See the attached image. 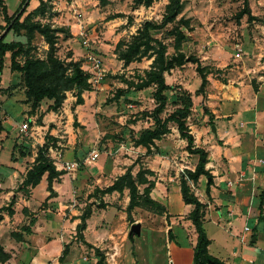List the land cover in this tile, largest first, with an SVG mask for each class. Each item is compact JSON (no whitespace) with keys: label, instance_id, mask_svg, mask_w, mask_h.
I'll list each match as a JSON object with an SVG mask.
<instances>
[{"label":"rangeland","instance_id":"374dc122","mask_svg":"<svg viewBox=\"0 0 264 264\" xmlns=\"http://www.w3.org/2000/svg\"><path fill=\"white\" fill-rule=\"evenodd\" d=\"M3 1L10 11L15 10L19 5V3L15 4L16 0ZM53 1L55 3L48 8L46 13V16L49 15V17L45 16L42 21L48 20L51 24L67 27L70 31V36L60 34L56 45L57 56L64 59L71 56L75 49L76 60H81L83 68L88 69L84 56L87 51H90L101 58L105 72L100 83L91 85V90L98 91V94L92 93L90 96H86V104L81 108L82 114L77 126H73L74 119H78L77 114L73 112L66 119L61 108L58 111L59 117L50 113V119L53 121L55 119L58 122V126H55L58 127L55 132L57 136L49 134L50 126L45 130L37 128V118L35 122L29 123L30 128L27 133L16 134V132L12 133L5 128L0 131L1 162L13 160V156L22 160L21 165L28 169L34 161L37 148L47 141L49 159L53 157L56 160L55 157L59 156L63 160L76 163L75 169L63 170L65 172L63 176H66L63 184L57 185L58 199H55V188H52L51 194L47 190L46 178L29 193L27 198L17 190L19 184L13 188L14 194L2 193V189H0V215L6 213L3 207L7 206L11 198L15 196L14 213L9 216L5 226L0 228V243L10 235L11 231L19 230L27 224L32 215L37 216V222H40L43 227L51 224L50 220L59 213V218L67 226H53V230H49L46 234H51L50 236L53 238L56 237V234L61 237L65 233L68 245L65 246V242H62V249L66 247L63 260H69L70 264H93L95 261L94 249L80 241L75 227L72 228L71 225H68L77 215L81 214L86 205H90L92 214L87 219L91 224L89 237L97 232L101 235L99 238L97 237V241L101 245H107L109 240L112 243L106 248L111 252L105 254L107 263L109 257L113 264H178L180 257L177 259L178 257L175 255L171 257L168 255L170 251L167 248L168 229L161 219L165 213L157 214L146 206L136 207V210L134 209L132 212L133 222H129L121 216V211H125L128 202V192H126L127 194L125 192L103 194L93 186V181L96 179L94 171L98 169V163H102L103 169L106 167L105 170L108 171L103 170L98 176L101 178V175L104 174L109 179L118 176V173H122V171L125 172L130 165L133 167L134 174L138 165L142 167V157L130 154L125 146H128V143L132 144L129 137L130 131L137 132L148 126L150 122L153 123V120L144 113L151 111L155 103L151 97L150 88L136 90L134 87L128 86L126 81L138 80L139 76L144 75V69H148L151 60L142 59L140 62H133V64L124 67L122 62L117 59L114 48L119 40H130L131 35L135 33L143 20L159 22L168 0L155 1L149 7L134 6L133 0ZM248 6L251 14L257 17L255 20L249 21L247 14L237 19V13L244 7L243 0H183L182 13L180 14V16L189 17L191 25V29L185 31L190 35L189 41L191 42L189 46L185 47V54H194L200 58L204 55L213 56L215 60L208 59L206 62L202 61L203 64L212 69L213 74L216 75L212 77H225V81L230 79L229 82L232 86H236V79L243 78L240 73L229 70L236 65L240 66L239 69L242 65L243 68H251L246 76L252 87L258 86V74L264 76V72H260L257 68L255 70V67L264 63V0H248ZM78 23L82 25L86 37L78 34L76 25ZM170 27L171 24H168L166 28ZM156 36L165 37V29L157 32ZM11 39L27 43L24 35L15 34L12 31L6 36V40ZM165 42L168 43V51L172 52L171 38H166ZM32 45L34 47L32 54L43 58L48 48L43 38L36 35ZM221 58H223L221 62L225 71L220 73L216 72L214 67ZM11 73L10 68L5 66L3 79L4 83L6 85L9 83L10 86L6 91L0 92V95H3V100L0 97L1 121L13 110L12 96H22L24 102L26 99L21 77L13 78L10 84ZM167 79L173 85L182 81V87L190 90L192 94L195 93L200 83L195 65L191 63H187L185 68H180L178 71L169 72ZM259 79L262 80V78ZM98 84H106L104 90L98 89ZM238 84L239 86L244 85ZM70 93L75 97L73 91L67 92V100L64 101L62 107L73 110L72 104L75 103L76 98L72 100ZM8 99L11 101V105H7ZM18 101L15 100V102ZM22 101L20 100V102ZM201 103H204V99L201 100ZM43 107L46 108V103H43ZM175 107L169 101L161 116L165 117ZM28 111L26 109L22 114H28ZM25 120V117L21 118L18 123L21 124ZM7 123L10 121H6L4 125ZM9 127L11 126L9 125ZM45 137H53L57 140ZM50 147L59 151V155H54L49 150ZM93 151L99 154L94 159L95 161L90 156ZM128 158L133 162L126 160ZM212 161L214 164V158ZM101 181H104L103 178ZM102 184L105 183L102 182ZM139 188L142 190L143 185H140ZM162 205L164 206V204ZM179 207L180 205L175 199L172 202V209L178 210ZM133 223L140 225V234L132 233L133 237L130 240L128 234ZM174 231L180 237L183 234L177 227L174 228ZM56 242L58 239H55L51 244L54 246L57 244ZM51 250H54L53 247ZM59 255L56 256L57 260L52 257L53 259L48 264H52L54 261L55 264H58ZM181 263L188 264V258L183 256Z\"/></svg>","mask_w":264,"mask_h":264},{"label":"crops","instance_id":"0c3cea01","mask_svg":"<svg viewBox=\"0 0 264 264\" xmlns=\"http://www.w3.org/2000/svg\"><path fill=\"white\" fill-rule=\"evenodd\" d=\"M20 1L16 0L15 4L17 5ZM54 3L55 1L52 0V4ZM38 5L39 0H30L27 12ZM14 11L8 10V14L11 15ZM0 24H5L1 13ZM189 36L187 34V38L182 44L183 51L191 43ZM44 48H46L45 45ZM76 53L74 49L72 53L73 59H76ZM200 59L205 62L208 59L215 60L213 56L209 55H204ZM222 60L223 58L219 62L217 61L214 67V70H219L220 73L225 71L224 65L221 62ZM130 64H133V62ZM186 64L182 67H176L170 72L185 68ZM85 65H87V68L90 67L87 63ZM5 66H10L8 58L5 60L0 72V89L3 90L1 92L6 91L10 86L8 85L9 83L7 85L4 83L3 70ZM239 68L240 66L237 67V65L229 68L231 72L236 71L243 75V78L236 79V86L230 84V79H226L225 81V77H212L216 76L212 72L207 76L208 82L205 88V96L192 94L193 105L191 114L187 118V125L194 136L195 146L205 149L208 153L206 168L212 176V181L209 185L208 194L206 193V188L209 180L206 176H200L197 183H190V186L198 199L205 205L203 225L210 240L208 253L223 264H264V76L258 74V86L252 87L247 81L246 76V74H249L248 72H250L251 68H243V65L241 69ZM256 68L260 72H264V63L255 67V70ZM11 72L9 82L13 78L19 79L21 77L19 72ZM168 75L169 73H165L166 82L173 85L168 81ZM259 78H262V80ZM238 83L244 85L239 86ZM181 84L182 81H178L177 85ZM105 85L98 84L97 88L104 90ZM152 90L153 88L150 87V92ZM92 93L98 94V91H84L82 93L83 103H73V110L62 107V114H64L66 119L69 117V114L72 115L74 112L77 114V122H79V117L82 114L81 108L86 104V96H90ZM0 97L3 100V95H0ZM70 97L72 100L75 99L72 94ZM11 98L12 102L8 99L7 105L13 103V110L1 121L6 130L12 133L16 132V134L20 133L22 131L19 128V119L25 117L31 123L35 122L40 113H43L41 122L37 123V128L45 130L50 126L49 134L57 136L55 132H57L58 127L55 126H58V122L55 119L54 121L50 119V113L59 117V112H46V108L43 107V103H46L47 107L51 101H43L35 114L24 115L22 113H25L26 109L27 111L30 109L29 103L22 101V96H12ZM202 99H204V103L200 104ZM15 100L19 101L15 102ZM6 121H10V123L4 125ZM152 124L150 122L148 126ZM169 127L171 131L161 139L155 140L154 145L150 148V153H147L144 146H134L131 143H128L129 145L125 146V148L130 154L141 156L142 167L154 173L152 179L155 180V185L151 190L150 196L166 207L167 212L161 216V219L162 223L166 224V229L172 231V238H168L167 240V248L170 249L168 255L170 257L175 255L178 257L177 259L180 257L178 264H183L181 263L183 256L188 258V264H192L193 248L197 240V234L192 222L186 218L192 206L182 201L179 176L185 168L194 169L198 161V155L186 151V140L180 137L174 123H170ZM213 158L214 164H212ZM126 160L131 163L133 162L130 158ZM21 163L22 160L16 158L8 162L0 161V189H2V193L14 194L13 188L21 183L27 170ZM140 167L141 165H138L135 173ZM97 168L94 171L96 179L93 181V186L96 189H103L111 185L118 176L124 173L122 171V173H118V176L112 179L102 174L101 178L104 181H101L98 175L106 167L103 169V164L98 163ZM105 171L108 172L107 170ZM65 176L62 175L59 180L53 182L52 188H55V199L59 197L57 185L63 184ZM43 179L45 177L40 182ZM102 182L105 184L103 185ZM33 190H35V187L30 189V193ZM123 192L127 194L128 190L125 189ZM112 193L118 192L114 191ZM175 199L180 205L178 210L172 209V202ZM97 204L99 203L97 202ZM12 215H8L7 212L0 215V228L5 226V222ZM32 216L35 217L36 221L31 226V233L26 234L21 231V228L19 230L16 229L15 231L22 233V240H17L12 235L14 231H11L10 235L0 243V247L9 255L8 259L0 262V264H48L53 259L52 257L57 260L56 256L57 254L59 255L60 251L58 264H70L69 260H63L64 248L62 249V242H65V246L68 245L65 233L61 237L54 234L56 237L53 238L50 236L51 234H46L49 230H53V226H67L59 218L60 214H56L54 219L50 220L51 224L43 227L40 222H37V216ZM78 216L72 222H69L68 225H71L72 228L75 227L79 220ZM121 216L127 220L125 211H121ZM90 225V220H88L86 229L83 231L84 240L94 247H98L104 254L111 253L106 250L107 246H111L112 244L110 240L107 241V245H101L97 241L101 236L100 233L95 232L92 237H89ZM175 227L183 232L181 237L174 231ZM55 239H58V242L53 246L51 243ZM52 247L53 251L51 250ZM113 259L115 262V256ZM107 260V264H113L109 257ZM52 264H55V261Z\"/></svg>","mask_w":264,"mask_h":264},{"label":"trees","instance_id":"16d2710c","mask_svg":"<svg viewBox=\"0 0 264 264\" xmlns=\"http://www.w3.org/2000/svg\"><path fill=\"white\" fill-rule=\"evenodd\" d=\"M25 1L21 0L15 11L9 15L7 6L3 0H0V13L5 22L4 25L0 24V34L10 25L0 38V72L5 60L8 58L10 70L21 74L26 98L25 102L29 103L30 106L29 115L35 114L41 103L47 100L51 101V103L47 105L46 112H58L66 99V93L69 91L75 93V103L82 104V93L92 89L91 83L88 81L90 74L82 68L81 60L73 59L72 55L62 59L57 56L56 52L60 34L70 36L69 28L53 25L48 20L42 21L48 8L52 5V0H39V5L27 12L22 18L30 0L26 4ZM155 1L158 0H133V4L134 6L149 7ZM243 2L244 7L237 13V19L247 14L249 21L255 20L257 17L251 14L248 0H243ZM182 8L183 0H168L159 22L149 19L143 20L135 33L131 35L130 40H119L116 43L114 53L124 67L132 62H140L142 59L151 60L148 69H144V75L139 76L138 80L126 81L128 86L134 87L136 90L152 87L151 97L155 103L151 111L144 113V115L149 116L153 120V124L137 132L130 131V140L134 146H144L147 153H150V148L154 145L155 140L161 139L171 131L169 124L174 123L176 125L180 137L186 140V151L198 155V161L194 169L185 168L179 176L182 201L192 206L186 218L192 222L197 234V240L193 248V264H223L208 253L210 240L203 225L205 205L198 199L190 186V183L196 184L200 176H206L209 180L206 188V193L208 194L209 185L212 181V176L206 168L208 153L205 149L195 146L194 136L187 125V118L191 114L193 105L192 93L181 85L168 84L165 79V73H169L172 69L182 67L186 63L194 64L195 71L200 78L195 94H201L204 97L208 82L207 76L213 72L211 68H207V65L203 64L198 56L185 54L182 50V44L187 38L185 31L191 29L190 19L183 15L180 16ZM48 17L49 15L46 16V18ZM128 20L131 22L130 17H128ZM168 24H171L169 29L166 28ZM162 29H165V37H157L156 33ZM10 31L24 35L27 43L12 39L6 40V36ZM36 35L41 36L48 46L43 58L32 54L34 50L32 42ZM166 38H171L172 40V52L168 51V43L165 42ZM216 72L220 71L217 70ZM1 91L3 90L0 89ZM169 101L176 107L165 117H162L161 114L166 109ZM42 116L43 113L37 116L36 122L38 124L41 122ZM77 125V119H74L73 126ZM3 129L4 127L0 120V131ZM45 138L57 140L53 137ZM48 146V142L45 141L37 148L34 161L26 170L17 188L25 197L29 196L30 189L36 187L44 175L47 182V190L51 194L53 182L59 180L65 174L63 170L56 169L52 160L49 159L47 155ZM12 158L15 160V157L12 156ZM132 168L130 165L111 185L96 190L107 194L114 191L122 193L127 189L129 200L125 212L129 222H133L132 211L136 207L146 206L150 211L157 214L166 213L165 206L150 196L151 190L155 185V180L152 179V176H154L153 171L140 167L133 174ZM140 185H143L142 190L139 188ZM14 204L15 196L11 198L7 206L3 207L8 215L14 213ZM91 214V206L86 205L78 216L79 222L76 224L75 230L79 240L94 249L95 261L93 264H107L103 251L84 240L83 231L86 229L87 219ZM35 221V217L32 216L29 222L21 227V231L26 234L31 233V226ZM12 235L17 240H22L21 232L14 231ZM167 235L171 239L172 231L169 230ZM132 237V233L129 232L128 238L131 240ZM8 257V253L0 247V262L7 260Z\"/></svg>","mask_w":264,"mask_h":264},{"label":"built area","instance_id":"2783aa9c","mask_svg":"<svg viewBox=\"0 0 264 264\" xmlns=\"http://www.w3.org/2000/svg\"><path fill=\"white\" fill-rule=\"evenodd\" d=\"M77 25V28H78V34L81 35L82 37H86V32L84 31L82 25L80 23L76 24ZM84 42L86 43V47L88 46L87 44V40L85 39ZM237 55H239L237 53ZM84 59H85V64H89L90 67L88 69H84L83 68V64H82V68L86 71L89 72L90 74V77L88 79V81L91 83V85H96L101 79L102 77L104 76V68L102 67V61H101V58L96 55L95 53H92L90 51H87L85 56H84ZM29 121L28 120H25L24 122H22L20 125H19V128L22 132L24 133H27V131L29 130ZM52 153H54V155H59V151H55L54 149H52L50 147L49 149ZM90 156L92 159H95L98 157V152L96 151H93L90 153ZM52 159V162L55 166L56 169L58 170H73L76 168V163L74 161H69V160H63L61 159L59 156H56L54 160L53 157H51Z\"/></svg>","mask_w":264,"mask_h":264},{"label":"water","instance_id":"95a60500","mask_svg":"<svg viewBox=\"0 0 264 264\" xmlns=\"http://www.w3.org/2000/svg\"><path fill=\"white\" fill-rule=\"evenodd\" d=\"M28 2V0L25 1V4ZM25 6V5H24ZM10 25L6 27V29L0 34V38L5 34L6 30L9 28ZM130 232L134 233L135 235L140 234V225L138 223H133L130 227Z\"/></svg>","mask_w":264,"mask_h":264}]
</instances>
